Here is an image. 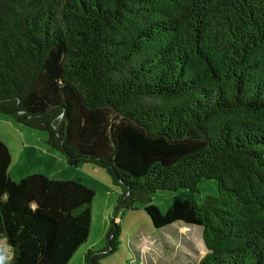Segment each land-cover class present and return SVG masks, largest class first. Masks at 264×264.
<instances>
[{
    "label": "trees",
    "instance_id": "1",
    "mask_svg": "<svg viewBox=\"0 0 264 264\" xmlns=\"http://www.w3.org/2000/svg\"><path fill=\"white\" fill-rule=\"evenodd\" d=\"M2 115L106 170L115 216L201 227L199 264H264V0H0ZM11 164L0 138V264H69L95 191ZM204 179L219 196L199 205ZM160 191L182 192L165 214Z\"/></svg>",
    "mask_w": 264,
    "mask_h": 264
},
{
    "label": "rangeland",
    "instance_id": "2",
    "mask_svg": "<svg viewBox=\"0 0 264 264\" xmlns=\"http://www.w3.org/2000/svg\"><path fill=\"white\" fill-rule=\"evenodd\" d=\"M0 136L10 147L13 157L10 175L16 182L34 173H46L55 180H78L95 191L90 236L69 264H199L208 253L203 243V229L199 226L177 222L156 230L145 207L138 203L115 216L121 191L111 183L109 173L92 163L68 166L65 156L47 143L48 133L25 127L10 116L2 115ZM218 184L211 179L202 180L193 199L200 205L207 196L218 197ZM180 193L160 191L152 197V205L165 214ZM114 224L120 228V233L111 242ZM11 251L6 241L0 240V260L9 261ZM89 252L92 255L87 262ZM94 256L97 257L93 260Z\"/></svg>",
    "mask_w": 264,
    "mask_h": 264
},
{
    "label": "crops",
    "instance_id": "3",
    "mask_svg": "<svg viewBox=\"0 0 264 264\" xmlns=\"http://www.w3.org/2000/svg\"><path fill=\"white\" fill-rule=\"evenodd\" d=\"M0 138H1V136H0ZM2 140V139H1ZM3 141V140H2ZM4 143H6L7 145H8V143L7 142H5V141H3ZM8 147H9V145H8ZM37 149V148H36ZM9 150H10V147H9ZM41 151V150H40ZM12 155V154H11ZM13 158V157H12ZM39 174H44V175H47V176H49L48 174H46V173H39ZM52 178V177H51ZM53 180H55V179H53ZM57 180H64V179H57ZM70 180H72V179H70Z\"/></svg>",
    "mask_w": 264,
    "mask_h": 264
}]
</instances>
